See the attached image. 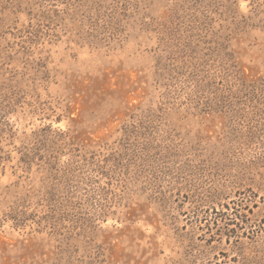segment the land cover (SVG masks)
<instances>
[{
	"label": "rangeland",
	"instance_id": "rangeland-1",
	"mask_svg": "<svg viewBox=\"0 0 264 264\" xmlns=\"http://www.w3.org/2000/svg\"><path fill=\"white\" fill-rule=\"evenodd\" d=\"M0 264H264V0H0Z\"/></svg>",
	"mask_w": 264,
	"mask_h": 264
}]
</instances>
